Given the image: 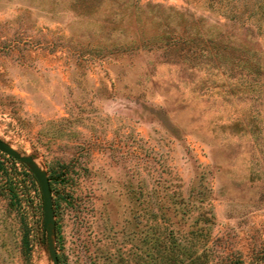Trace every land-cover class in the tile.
<instances>
[{
  "label": "rangeland",
  "instance_id": "1",
  "mask_svg": "<svg viewBox=\"0 0 264 264\" xmlns=\"http://www.w3.org/2000/svg\"><path fill=\"white\" fill-rule=\"evenodd\" d=\"M0 138L59 264H264V0H0ZM0 264H53L1 151Z\"/></svg>",
  "mask_w": 264,
  "mask_h": 264
},
{
  "label": "water",
  "instance_id": "2",
  "mask_svg": "<svg viewBox=\"0 0 264 264\" xmlns=\"http://www.w3.org/2000/svg\"><path fill=\"white\" fill-rule=\"evenodd\" d=\"M0 151L22 162L32 172L42 196L43 206V230L50 259L53 264H59V257L56 248V218L54 200L51 191L50 179L47 171L35 160L33 155H24L13 148L8 142L0 138Z\"/></svg>",
  "mask_w": 264,
  "mask_h": 264
},
{
  "label": "trees",
  "instance_id": "3",
  "mask_svg": "<svg viewBox=\"0 0 264 264\" xmlns=\"http://www.w3.org/2000/svg\"><path fill=\"white\" fill-rule=\"evenodd\" d=\"M9 158L12 161H18V160H15L14 158H12L11 156H9ZM51 191H52V186H51ZM187 257L188 256H185V260H182L181 264H208L207 251L206 250H203L202 252H199L198 254H196L194 256V258L190 259L191 261L186 259Z\"/></svg>",
  "mask_w": 264,
  "mask_h": 264
}]
</instances>
